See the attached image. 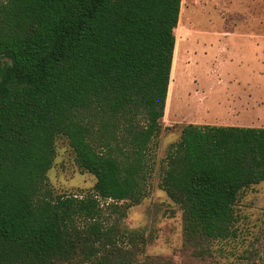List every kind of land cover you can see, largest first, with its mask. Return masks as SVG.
Here are the masks:
<instances>
[{
    "label": "trees",
    "instance_id": "1",
    "mask_svg": "<svg viewBox=\"0 0 264 264\" xmlns=\"http://www.w3.org/2000/svg\"><path fill=\"white\" fill-rule=\"evenodd\" d=\"M180 9L181 0H0V264H169L145 256L151 236L123 220L148 195ZM58 137L95 179L82 196L48 185ZM262 182L264 128L186 124L158 186L181 212L183 249L204 259L236 237L240 196Z\"/></svg>",
    "mask_w": 264,
    "mask_h": 264
},
{
    "label": "rangeland",
    "instance_id": "2",
    "mask_svg": "<svg viewBox=\"0 0 264 264\" xmlns=\"http://www.w3.org/2000/svg\"><path fill=\"white\" fill-rule=\"evenodd\" d=\"M180 10L170 106L150 152L148 195L129 209L123 224L151 236L145 256L169 264H259L264 182L240 196L236 237L214 242L211 257L204 259L183 249L181 212L158 183L161 161L182 126L264 128V0H181ZM47 181L56 195L82 196L95 179L78 169L67 141L58 137Z\"/></svg>",
    "mask_w": 264,
    "mask_h": 264
},
{
    "label": "crops",
    "instance_id": "3",
    "mask_svg": "<svg viewBox=\"0 0 264 264\" xmlns=\"http://www.w3.org/2000/svg\"><path fill=\"white\" fill-rule=\"evenodd\" d=\"M259 40V36H257V41ZM257 47H258V45H257Z\"/></svg>",
    "mask_w": 264,
    "mask_h": 264
},
{
    "label": "built area",
    "instance_id": "4",
    "mask_svg": "<svg viewBox=\"0 0 264 264\" xmlns=\"http://www.w3.org/2000/svg\"><path fill=\"white\" fill-rule=\"evenodd\" d=\"M111 200L109 199L108 202H110Z\"/></svg>",
    "mask_w": 264,
    "mask_h": 264
}]
</instances>
